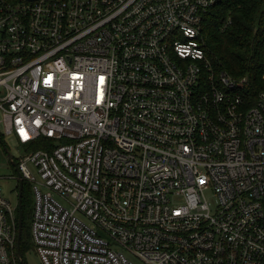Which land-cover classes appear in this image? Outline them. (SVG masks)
Segmentation results:
<instances>
[{
    "label": "built area",
    "instance_id": "obj_1",
    "mask_svg": "<svg viewBox=\"0 0 264 264\" xmlns=\"http://www.w3.org/2000/svg\"><path fill=\"white\" fill-rule=\"evenodd\" d=\"M217 1L0 0L2 134L48 147L17 162L43 264H264V90L214 69ZM17 238L0 185V264Z\"/></svg>",
    "mask_w": 264,
    "mask_h": 264
},
{
    "label": "trees",
    "instance_id": "obj_2",
    "mask_svg": "<svg viewBox=\"0 0 264 264\" xmlns=\"http://www.w3.org/2000/svg\"><path fill=\"white\" fill-rule=\"evenodd\" d=\"M202 34L216 72L223 70L237 79L246 76L245 97L254 101L256 94L264 90V0L217 1L203 15ZM3 137L0 133V139ZM21 146L24 152L48 148L44 137ZM15 161L18 162V158ZM27 199L24 182L21 254L34 248L31 236L33 199L32 207Z\"/></svg>",
    "mask_w": 264,
    "mask_h": 264
},
{
    "label": "rangeland",
    "instance_id": "obj_3",
    "mask_svg": "<svg viewBox=\"0 0 264 264\" xmlns=\"http://www.w3.org/2000/svg\"><path fill=\"white\" fill-rule=\"evenodd\" d=\"M1 119H2V115L0 112V133H3L4 129L1 123ZM1 139H0V178L2 179L0 180V185H1L2 193L10 200L12 207L15 209L16 213L18 214V203H19V197H18L19 192L17 188L18 179L16 178L17 172L15 171V168L12 164L10 155H12L13 158L17 159L23 154L24 151L22 149V146L19 144L18 140L15 138V136L13 135L4 136ZM29 151L27 150V152ZM29 167L33 172L35 178L39 179V174L37 173L36 168L33 165H30ZM29 187L30 185L28 184V181H26V196L28 198L27 201L30 202V205L32 207V199L34 200V195ZM209 199L212 203H214L213 196H210ZM22 255L25 264H43L39 255L34 250V248L26 250ZM135 261H137L136 258Z\"/></svg>",
    "mask_w": 264,
    "mask_h": 264
},
{
    "label": "water",
    "instance_id": "obj_4",
    "mask_svg": "<svg viewBox=\"0 0 264 264\" xmlns=\"http://www.w3.org/2000/svg\"><path fill=\"white\" fill-rule=\"evenodd\" d=\"M10 159L12 161V164L15 168V171L17 172L18 176H19V203H18V238H17V247H18V252H19V255L21 257V262L22 264H25L23 258H22V254H21V250H20V240H21V232H22V224H23V221H22V190H23V179L21 178V174L19 172V168H18V164L17 162L15 161V159L13 158L12 155H10Z\"/></svg>",
    "mask_w": 264,
    "mask_h": 264
}]
</instances>
